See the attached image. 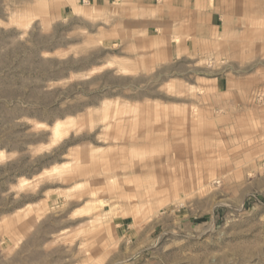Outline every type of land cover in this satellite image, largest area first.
Instances as JSON below:
<instances>
[{
	"label": "rangeland",
	"instance_id": "rangeland-1",
	"mask_svg": "<svg viewBox=\"0 0 264 264\" xmlns=\"http://www.w3.org/2000/svg\"><path fill=\"white\" fill-rule=\"evenodd\" d=\"M0 264H264V0H0Z\"/></svg>",
	"mask_w": 264,
	"mask_h": 264
}]
</instances>
